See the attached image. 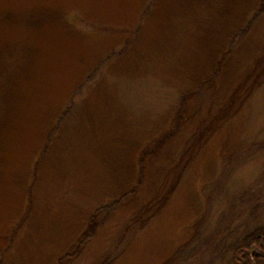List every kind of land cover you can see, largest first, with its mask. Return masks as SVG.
I'll return each instance as SVG.
<instances>
[{"label": "rangeland", "instance_id": "1", "mask_svg": "<svg viewBox=\"0 0 264 264\" xmlns=\"http://www.w3.org/2000/svg\"><path fill=\"white\" fill-rule=\"evenodd\" d=\"M259 225L264 0H0V264H234Z\"/></svg>", "mask_w": 264, "mask_h": 264}, {"label": "trees", "instance_id": "2", "mask_svg": "<svg viewBox=\"0 0 264 264\" xmlns=\"http://www.w3.org/2000/svg\"><path fill=\"white\" fill-rule=\"evenodd\" d=\"M252 19H250L247 23L243 24V26L237 30L232 37L238 39L241 36H245V34L250 29ZM108 58H106L107 60ZM92 74H89L87 78L84 79V83L91 80ZM80 93L79 90L75 91L70 100L64 106L63 111L60 113L59 117L56 120L58 124L62 123L63 120L68 116L71 109L74 106V95ZM232 245V261L234 264H264V225L255 226L251 231L246 232L243 236L237 239ZM254 246L256 248V255H254L252 262L251 254L249 249Z\"/></svg>", "mask_w": 264, "mask_h": 264}]
</instances>
